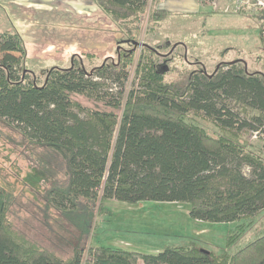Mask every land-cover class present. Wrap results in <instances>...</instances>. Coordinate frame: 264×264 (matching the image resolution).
Here are the masks:
<instances>
[{
	"label": "trees",
	"instance_id": "obj_1",
	"mask_svg": "<svg viewBox=\"0 0 264 264\" xmlns=\"http://www.w3.org/2000/svg\"><path fill=\"white\" fill-rule=\"evenodd\" d=\"M162 1L95 0L120 24L127 46L91 70L72 55L69 67L50 68L42 83L26 69L18 31H0V122L54 164L40 165L50 180L45 200L79 232L68 254L28 235L12 209L13 195L0 184V264H264V223L229 249L264 212V156L241 138L245 129L260 133L264 149V73L247 71L237 59L167 82V57L140 43L143 28L154 32L169 15L158 7ZM106 199L187 202L191 218L233 227L219 252L193 241L156 252L86 248L92 223L91 238L107 212Z\"/></svg>",
	"mask_w": 264,
	"mask_h": 264
},
{
	"label": "rangeland",
	"instance_id": "obj_2",
	"mask_svg": "<svg viewBox=\"0 0 264 264\" xmlns=\"http://www.w3.org/2000/svg\"><path fill=\"white\" fill-rule=\"evenodd\" d=\"M33 1H38L35 4L46 3L50 7L45 15L37 7L34 21L38 42L42 44L45 56H27L25 59L26 69L37 83L43 82L50 68L69 67L72 55L83 63L84 68L91 70L107 58L116 60V50L120 46H127L120 24L106 15L95 0H81L84 4L89 2V5L81 7L77 3L78 8L74 6L77 0ZM204 3L206 10L200 12L174 10L154 32L142 29L140 43L155 46L160 54L167 57L165 80L182 83L193 69L203 67L207 73H212L220 63L237 59L244 63L247 71L264 73V43L258 28L261 24L262 31L264 19L260 14L264 10L243 4L241 0H205ZM92 5L96 7V13L91 11ZM241 8L244 9L240 12ZM10 27L0 10V31ZM29 42L34 43V40ZM50 44L54 47L47 48ZM139 52L140 46L135 51L130 78ZM157 61L161 62L162 56ZM76 98L90 104L83 96L78 95ZM202 124L209 131L217 132L208 118H204ZM241 134L250 148L264 156L260 133L245 129ZM42 153L32 148L13 128L0 122V184L13 195L11 206L18 214L21 229L42 240L43 244L53 245L57 249L60 247L59 251L68 254L71 251L68 242L72 240L75 243L79 232L70 220L60 215L45 200L50 180H47L45 169L40 165L49 164L46 168L52 169L54 164L50 161L47 163L48 159ZM244 171L247 169L244 168ZM104 207L107 212L100 216L93 238V223L85 238L86 248L92 243L139 252H156L167 245L193 241L219 252L226 249V236L233 227L228 222L191 218L187 202L130 203L106 199ZM96 216L94 214L93 220ZM263 223L264 212H261L244 235L229 248L230 251L261 231Z\"/></svg>",
	"mask_w": 264,
	"mask_h": 264
},
{
	"label": "crops",
	"instance_id": "obj_3",
	"mask_svg": "<svg viewBox=\"0 0 264 264\" xmlns=\"http://www.w3.org/2000/svg\"><path fill=\"white\" fill-rule=\"evenodd\" d=\"M37 2L33 0H0V10L6 16L9 25L14 27L24 40L26 57L38 56V58H41L45 55L42 52V44L38 42V30L34 28V21L37 15L36 8H40L42 14L45 15L49 12L50 7L43 2L35 4ZM77 3L81 7L89 5V2L84 4L83 1L77 0L74 5L75 7H77ZM158 7L168 10L169 14L174 10L187 13L206 10L205 6L196 2V0H163L158 3ZM91 8V11L96 13V7L92 5ZM29 40H34V43L29 42ZM50 47H54V45L50 44L47 46V48Z\"/></svg>",
	"mask_w": 264,
	"mask_h": 264
},
{
	"label": "built area",
	"instance_id": "obj_4",
	"mask_svg": "<svg viewBox=\"0 0 264 264\" xmlns=\"http://www.w3.org/2000/svg\"><path fill=\"white\" fill-rule=\"evenodd\" d=\"M243 4L250 5L252 7H255L257 9L264 10V0H241ZM262 37L264 38V25L262 27L261 31Z\"/></svg>",
	"mask_w": 264,
	"mask_h": 264
}]
</instances>
